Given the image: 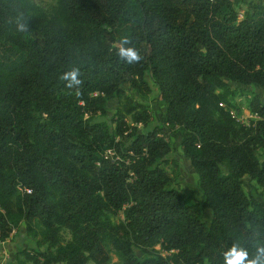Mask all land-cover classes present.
I'll return each instance as SVG.
<instances>
[{"label":"trees","instance_id":"1","mask_svg":"<svg viewBox=\"0 0 264 264\" xmlns=\"http://www.w3.org/2000/svg\"><path fill=\"white\" fill-rule=\"evenodd\" d=\"M238 4L0 0V240L33 243L10 264H264V103L244 122L235 99L264 90V1ZM174 133L200 201L175 186Z\"/></svg>","mask_w":264,"mask_h":264},{"label":"rangeland","instance_id":"2","mask_svg":"<svg viewBox=\"0 0 264 264\" xmlns=\"http://www.w3.org/2000/svg\"><path fill=\"white\" fill-rule=\"evenodd\" d=\"M35 4H37L39 7H41L45 11H51V9L54 7L56 0H32ZM264 0H239L238 4V11L241 15L242 11L250 4L253 3H261ZM149 84L151 85L152 92L148 94L147 96H135V98L146 104L149 105V109L152 112V124H156L159 122L160 118L162 117L163 107L158 106V104L155 101L156 97V89L153 85L151 79L149 76H145ZM231 85H236L235 83H231ZM236 87H239L240 90L238 91L235 99L240 106V114L238 118L244 122L247 121L249 115L248 108H247V101L250 96L253 94H257L260 97V100L262 103H264V90L260 88L258 85L252 84L247 86L242 85H236ZM118 101L116 99H113L109 101V107L110 110L107 114V119H109L114 112V109L117 107ZM171 141H174V149L173 152L174 156L176 157L178 161V170H177V182L175 186L178 189H181V191L184 193L186 199L193 200V201H200V193L197 190L196 187V174L194 170L192 169L190 162L187 158L183 157L181 155V148L179 144L180 135L179 133H174L170 137ZM244 190L247 194L257 195L260 192V188L253 184L250 185L247 182L244 183ZM204 215L203 220L206 222H209L210 219V213L209 211L204 208ZM113 221L117 222L122 218V214L118 213L116 215L112 216ZM64 240L69 239V234L67 232H63ZM33 243L26 239L24 235V229L22 227L19 228L15 233H11V237L7 238V240L4 241L3 244L0 245V262L2 264H10L13 262L16 252L20 248H29L32 247ZM116 260V256L114 254L112 255V261ZM30 264V263H28ZM88 264H93L92 262H89Z\"/></svg>","mask_w":264,"mask_h":264},{"label":"clouds","instance_id":"3","mask_svg":"<svg viewBox=\"0 0 264 264\" xmlns=\"http://www.w3.org/2000/svg\"><path fill=\"white\" fill-rule=\"evenodd\" d=\"M122 54L127 56L130 60L138 59L135 52H133L131 49L129 50H121ZM232 252L234 253V258L229 261V264H241V262L245 259L247 253H237L235 248H233ZM251 264H254V262H251Z\"/></svg>","mask_w":264,"mask_h":264},{"label":"built area","instance_id":"4","mask_svg":"<svg viewBox=\"0 0 264 264\" xmlns=\"http://www.w3.org/2000/svg\"><path fill=\"white\" fill-rule=\"evenodd\" d=\"M12 233H14V231H12ZM3 243H4V241H1V240H0V245L3 244ZM0 264H1V263H0Z\"/></svg>","mask_w":264,"mask_h":264}]
</instances>
